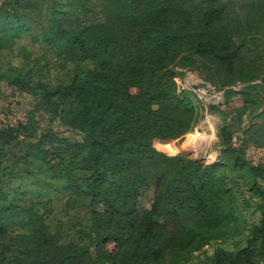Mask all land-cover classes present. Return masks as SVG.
<instances>
[{
    "label": "trees",
    "instance_id": "trees-1",
    "mask_svg": "<svg viewBox=\"0 0 264 264\" xmlns=\"http://www.w3.org/2000/svg\"><path fill=\"white\" fill-rule=\"evenodd\" d=\"M44 10L48 38L64 40L56 74L36 79L20 63L0 75L11 89L0 102L28 97L23 120L11 116L20 101L0 109V264H263L264 160L235 140L224 105L207 106L224 115L218 162L153 143L183 137L202 117L183 86L188 72L215 91L259 80L250 87L264 131V0H0V30L28 33ZM236 170L263 203L249 227L225 177ZM16 175L36 188H11ZM12 210L22 219L13 223ZM228 238L241 244L200 253Z\"/></svg>",
    "mask_w": 264,
    "mask_h": 264
},
{
    "label": "rangeland",
    "instance_id": "rangeland-1",
    "mask_svg": "<svg viewBox=\"0 0 264 264\" xmlns=\"http://www.w3.org/2000/svg\"><path fill=\"white\" fill-rule=\"evenodd\" d=\"M45 14L46 17L43 22L36 28H31L28 33L20 26H5L0 30V75L4 74L8 68L15 67V65L20 63L32 66L34 72H36V79L41 76L47 78L56 74L58 66L62 64L64 60V40L61 38H48L49 25L47 19L49 12L44 10L43 15ZM52 33H54L53 30ZM259 82L260 81L256 79L245 83L238 81L226 87L224 90L215 91L210 83L203 84L196 75L189 72L186 73L183 79V86L184 88L192 89L196 94V100L193 98L192 100L195 102L196 107L200 108L198 104L203 106V111L199 112L202 117L194 131L188 132L183 137L175 140L154 142V148L169 156L183 155L188 159L204 165L218 162L216 161L219 150L217 145L218 130L223 125L224 115H222L221 112H209L207 106L220 103L219 105H224L221 109L223 110L222 113L225 114V122L227 121V124H233L235 126V140L237 138V141L238 139H243V142H248L245 144V147L249 151L251 161L255 163L263 161L264 151L261 146L264 139L263 123H261L262 120H259L256 116V111L260 113L262 107L258 110L255 109L253 103L257 100V91L255 88L250 87ZM0 89L4 95H8L11 92V89L2 82L0 83ZM132 92L135 93L136 91L132 90ZM226 93H228L229 97L227 101L224 100ZM198 96L201 99H199ZM27 99L28 97L26 96L21 97L16 94L14 97L7 98L4 102H0V109L5 103L12 102L14 104L16 101H20V106L12 105L11 112L13 114L11 116L13 120H23V109L27 105ZM245 101H248V103ZM233 113L236 117H232ZM238 114L240 115V120L233 121L237 120ZM252 128H255L254 132L256 133L252 136L251 141L248 137L251 136L252 131L246 134H243V131L248 129L251 130ZM191 139H193L192 144L186 146L188 140L190 142ZM225 177L227 178V183L236 201L237 218L240 222H244L246 227H249L257 220L263 208V203L259 200V197L250 191L253 180L244 170H236V172L231 173L226 171ZM9 180L11 188L21 186L24 189H30V184L33 181L32 178L26 179L17 175L5 180V182L8 183ZM259 186L263 187L261 183ZM63 195L62 193H58L53 197H56L58 200H64ZM12 211L15 212H12L11 215L18 216V218L11 220L13 223L22 219L19 211ZM239 244H241V242L236 238L212 240L200 253L211 256L217 249H231L234 245L239 246ZM111 248L112 246L109 245L108 249ZM166 258V256L163 258L161 264H167Z\"/></svg>",
    "mask_w": 264,
    "mask_h": 264
},
{
    "label": "water",
    "instance_id": "water-1",
    "mask_svg": "<svg viewBox=\"0 0 264 264\" xmlns=\"http://www.w3.org/2000/svg\"><path fill=\"white\" fill-rule=\"evenodd\" d=\"M154 142H162V141H160V140H155Z\"/></svg>",
    "mask_w": 264,
    "mask_h": 264
},
{
    "label": "built area",
    "instance_id": "built-area-1",
    "mask_svg": "<svg viewBox=\"0 0 264 264\" xmlns=\"http://www.w3.org/2000/svg\"><path fill=\"white\" fill-rule=\"evenodd\" d=\"M199 97V96H198ZM199 99H201L200 97H199Z\"/></svg>",
    "mask_w": 264,
    "mask_h": 264
}]
</instances>
